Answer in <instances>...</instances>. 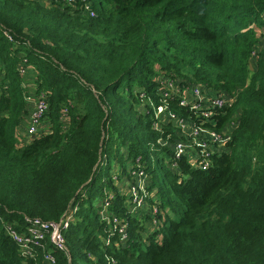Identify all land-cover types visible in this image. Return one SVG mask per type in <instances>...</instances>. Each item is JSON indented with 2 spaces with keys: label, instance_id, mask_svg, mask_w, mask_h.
<instances>
[{
  "label": "trees",
  "instance_id": "16d2710c",
  "mask_svg": "<svg viewBox=\"0 0 264 264\" xmlns=\"http://www.w3.org/2000/svg\"><path fill=\"white\" fill-rule=\"evenodd\" d=\"M160 75L232 98L214 124L165 100L197 125H230L205 169L186 155L170 167L172 147L156 143L176 137L152 127ZM35 97L46 110L24 141ZM139 169L149 195L131 213L121 184ZM74 208L65 249L45 242L53 262L0 227V264H264V0H0V217L22 232Z\"/></svg>",
  "mask_w": 264,
  "mask_h": 264
},
{
  "label": "built area",
  "instance_id": "2783aa9c",
  "mask_svg": "<svg viewBox=\"0 0 264 264\" xmlns=\"http://www.w3.org/2000/svg\"><path fill=\"white\" fill-rule=\"evenodd\" d=\"M55 1L64 5H72L75 2V0ZM84 11L92 15V11H90L88 5L84 6ZM156 82L159 85L157 92L160 99L157 105H154L152 101L149 102L153 113L152 127L158 131L161 130L163 123H172L176 128V137L171 140L172 142L168 141L167 138L163 139L161 137L157 139L156 143L172 147L174 160L170 167L176 168L177 163L175 160L186 155L191 165L205 169L209 165L211 149L215 147L218 150L225 147V144L230 139V125H227L220 132L215 131L211 127L197 125L173 113L165 100L176 97L180 106H186L191 111H197L203 121H206L210 119L212 111L230 106L232 98L224 92L217 93L211 90H203L198 85L182 86L176 80L162 75L156 78ZM29 100L33 105L28 125L26 124L27 127H25V134L28 137H32L41 126L46 104L44 99L40 97H35L32 101L31 99ZM210 121L213 124L215 123L212 119ZM131 175L133 185L129 186L128 194L130 201L128 205L131 213H137L145 207V200L149 195L146 189L148 180H146V175L141 169L132 172ZM108 205L109 202H103L100 218L110 225V229L116 230L118 242L123 243L127 239L126 224L121 223L118 217L108 211ZM74 211L75 208L69 209L57 221H41L37 218H25L26 225L22 232H19L9 221H5L0 217V227L17 244L21 255H33L34 251L38 248H41L44 252L47 240L58 249H65L63 234L73 219ZM152 211H156V208L152 207ZM108 243L109 239H106L105 244ZM43 258L48 262L54 261L53 257L46 252L43 253Z\"/></svg>",
  "mask_w": 264,
  "mask_h": 264
},
{
  "label": "rangeland",
  "instance_id": "374dc122",
  "mask_svg": "<svg viewBox=\"0 0 264 264\" xmlns=\"http://www.w3.org/2000/svg\"><path fill=\"white\" fill-rule=\"evenodd\" d=\"M47 2H48V0H47ZM33 94V92L31 91V95ZM30 95V94H29ZM30 95V96H31ZM28 125V124H27ZM27 125H26V127H27ZM25 129V128H24ZM38 132V131H37ZM21 137H23V135L21 136ZM26 138H28L27 136H26ZM25 141V140H24ZM114 168H115V163H114ZM133 185V183L131 182V178H127V177H125L124 178V182L121 184V189H124V192H122L123 194H127V192L129 191V186L131 187ZM99 204V203H98ZM129 206V205H128ZM147 224H148V222H146V226H147Z\"/></svg>",
  "mask_w": 264,
  "mask_h": 264
},
{
  "label": "crops",
  "instance_id": "0c3cea01",
  "mask_svg": "<svg viewBox=\"0 0 264 264\" xmlns=\"http://www.w3.org/2000/svg\"><path fill=\"white\" fill-rule=\"evenodd\" d=\"M45 1H47V0H45ZM30 105H31V106H30V112H31V110H32V105H33L32 102H30ZM27 119H28V120H27ZM28 121H29V118L27 117V118L25 119V121L23 122V124L21 125V129H20V130L23 132V134H22V135H23V138H24L23 140H25V139L27 140V139H28V138H26L27 135L25 134V129H24V128L26 127V124L28 123Z\"/></svg>",
  "mask_w": 264,
  "mask_h": 264
}]
</instances>
